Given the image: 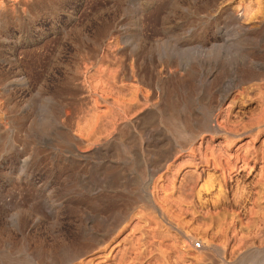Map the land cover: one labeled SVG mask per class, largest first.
Instances as JSON below:
<instances>
[{"label": "rangeland", "instance_id": "obj_1", "mask_svg": "<svg viewBox=\"0 0 264 264\" xmlns=\"http://www.w3.org/2000/svg\"><path fill=\"white\" fill-rule=\"evenodd\" d=\"M0 264H264V0H0Z\"/></svg>", "mask_w": 264, "mask_h": 264}, {"label": "bare ground", "instance_id": "obj_2", "mask_svg": "<svg viewBox=\"0 0 264 264\" xmlns=\"http://www.w3.org/2000/svg\"><path fill=\"white\" fill-rule=\"evenodd\" d=\"M222 99H223V98H222ZM222 99H221V100H222ZM224 99H225V97H224ZM209 109H212V108H209ZM210 112H211V110L209 111V113H210ZM212 112H213V111H212ZM205 113H206V112H205ZM210 114H211V113H210ZM213 114H214V113H213ZM205 117H206V116H205ZM210 117H211V116H210ZM213 118H214V117H213ZM209 119H210V118H209ZM167 121H168V120H167ZM167 121H166V122H167ZM196 121H197V120H196ZM211 121H212V120H211ZM168 123L171 125V126L169 125V127H170V128L172 127V129H174V131H176L179 135L183 134V133H182V128H181L183 125L181 126V125L179 124L178 121H176V120H169ZM211 123H212V122H211ZM182 124H183V123H182ZM209 124H210V123H209L207 120H200V124H199L198 127H200L201 129H206V130H207V129H210L211 126H212V124H210L211 126H210ZM184 125H185V127H186V124H184ZM189 125H190V124H189ZM167 126H168V125H167ZM187 126H188V125H187ZM188 127H189V126H188ZM188 127H187V129H188ZM191 128H192V127H191ZM200 128H196L195 130H196L197 132H199V130H201ZM197 129H198V130H197ZM188 130H189V129H188ZM195 130H194V131H195ZM187 132H189V131H186V133H187ZM204 132H205V131H204ZM201 133H202V131H201ZM205 133H206V132H205ZM236 133H238V132H236ZM175 134H176V133H175ZM190 134H191V133H190ZM192 134H193V132H192ZM194 134H195V132H194ZM199 134H200V133H199ZM176 135H177V134H176ZM188 135H189V134H188ZM190 136H191V135H190ZM190 136H189V137H190ZM176 137H178V136H176ZM183 137H184V136H183ZM183 137H180V136H179L178 138H183ZM193 137H194V136H192V139H194ZM190 139H191V138H190ZM192 139H191V140H192ZM179 140H180V139H179ZM182 140H184V138L181 139L180 142H182ZM187 141H188V139H187ZM183 142H184V141H183ZM183 142H182V143H183ZM185 142H186V140H185ZM185 142H184V143H185ZM179 144H180V143H179ZM181 145H182V144H181ZM66 260H67V259H66Z\"/></svg>", "mask_w": 264, "mask_h": 264}, {"label": "built area", "instance_id": "obj_3", "mask_svg": "<svg viewBox=\"0 0 264 264\" xmlns=\"http://www.w3.org/2000/svg\"><path fill=\"white\" fill-rule=\"evenodd\" d=\"M198 245H199V243H198Z\"/></svg>", "mask_w": 264, "mask_h": 264}]
</instances>
